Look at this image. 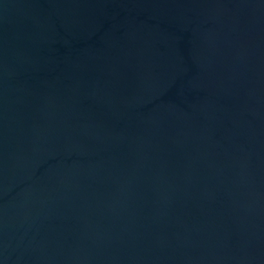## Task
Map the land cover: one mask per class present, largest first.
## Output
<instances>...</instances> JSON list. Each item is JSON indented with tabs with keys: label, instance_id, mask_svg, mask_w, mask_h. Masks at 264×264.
I'll list each match as a JSON object with an SVG mask.
<instances>
[{
	"label": "water",
	"instance_id": "1",
	"mask_svg": "<svg viewBox=\"0 0 264 264\" xmlns=\"http://www.w3.org/2000/svg\"><path fill=\"white\" fill-rule=\"evenodd\" d=\"M0 264H264V0H0Z\"/></svg>",
	"mask_w": 264,
	"mask_h": 264
}]
</instances>
